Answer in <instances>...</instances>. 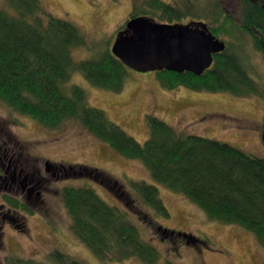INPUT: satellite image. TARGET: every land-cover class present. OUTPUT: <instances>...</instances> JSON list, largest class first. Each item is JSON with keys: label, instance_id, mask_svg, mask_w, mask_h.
I'll list each match as a JSON object with an SVG mask.
<instances>
[{"label": "trees", "instance_id": "16d2710c", "mask_svg": "<svg viewBox=\"0 0 264 264\" xmlns=\"http://www.w3.org/2000/svg\"><path fill=\"white\" fill-rule=\"evenodd\" d=\"M3 1L7 9L0 8V101L49 127L77 120L121 156L140 160L153 182L185 196L209 220L245 229L264 248V158L225 142L182 135L152 115H146V140L137 142L101 109L88 105L80 86L71 85L68 92L63 89V84L78 72L95 87L120 92L129 68L107 48L93 57L73 61L72 50L87 47L77 26L51 16L38 0ZM238 1L236 14H229L219 0H206L196 14L189 11L190 16L200 20L198 23L203 20L215 37L234 35L237 41L232 44L224 41V49L212 55V64L200 75L155 71L161 87L227 91L235 96L257 95L264 100V86L250 76L241 40L249 38L264 61V0ZM135 16L182 23L185 14L162 0H133L128 18ZM123 28L124 25L119 32ZM2 137L10 138L0 128V141ZM45 170L60 180L92 179L95 174L94 181L98 177L103 179L106 186L124 198V207H120L106 203L89 186H64L60 190L71 220V232L103 264L131 258L143 264L159 262L160 254L149 242L139 217L157 222L154 228L159 231V238L174 249L181 240L186 244L196 241L190 234L158 223V218L166 219L169 213L153 184L132 180L126 191L95 168L46 161ZM1 199L13 209L32 214L31 208L12 194L2 193ZM164 262L172 264L169 259ZM2 263L85 264L58 250L50 251L44 261L4 256Z\"/></svg>", "mask_w": 264, "mask_h": 264}, {"label": "rangeland", "instance_id": "374dc122", "mask_svg": "<svg viewBox=\"0 0 264 264\" xmlns=\"http://www.w3.org/2000/svg\"><path fill=\"white\" fill-rule=\"evenodd\" d=\"M172 4L185 16L199 12L206 0H162ZM51 16L77 26L86 42L84 48L71 52L78 62L95 56L110 46L129 16L133 0H38ZM229 14L238 12V0H219ZM0 8L7 9L3 0ZM155 20V19H154ZM157 21V20H156ZM203 23L204 21L201 20ZM234 35L217 36L219 40L235 43ZM245 63L250 76L264 86V61L249 38H241ZM108 41V42H107ZM71 85L80 86L86 93L88 105L101 109L107 118L139 143L147 136L146 115L155 116L182 135H196L228 143L245 153L264 158L260 133L264 122V100L257 95L235 96L227 91H196L184 86L165 89L155 77V71L127 70L120 92L91 85L80 73L74 72L63 84L68 92ZM0 128L10 138L2 137L0 144L13 159L15 173L38 191V197L0 186V264L4 256L44 261L52 250H58L85 264H103L70 230L60 190L64 186H89L106 203L124 207V198L116 195L103 179H55L45 170V162L83 165L98 169L110 179L129 190V181H145L155 185L158 196L169 217L158 218L163 227L193 236L196 241L181 240L174 249L159 238L157 222L142 220L143 231L160 254L157 264H264V248L255 237L235 224L209 220L205 213L180 193L152 181L140 160L121 156L107 143L97 139L75 119L59 126H45L22 115L0 101ZM1 149V150H2ZM7 159L3 161L6 165ZM31 171V173H30ZM2 193L15 195L26 203L32 214L13 209L1 199ZM139 207L148 212L145 207ZM2 214V215H1ZM150 214V213H149ZM134 222V221H133ZM135 223V222H134ZM109 264H143L135 258Z\"/></svg>", "mask_w": 264, "mask_h": 264}, {"label": "water", "instance_id": "95a60500", "mask_svg": "<svg viewBox=\"0 0 264 264\" xmlns=\"http://www.w3.org/2000/svg\"><path fill=\"white\" fill-rule=\"evenodd\" d=\"M225 43L203 23H164L145 16L129 17L114 38L110 52L137 72L168 70L200 75L212 64V55ZM260 138L264 144V122Z\"/></svg>", "mask_w": 264, "mask_h": 264}, {"label": "flooded vegetation", "instance_id": "af4514ba", "mask_svg": "<svg viewBox=\"0 0 264 264\" xmlns=\"http://www.w3.org/2000/svg\"><path fill=\"white\" fill-rule=\"evenodd\" d=\"M7 159L6 165L4 166L3 161ZM31 173V171H30ZM33 174H30V181H25L20 177V173H15L13 169V159L11 155H7L6 149L0 150V186H3L7 189H13L14 193L20 187L21 190H24L26 194H33L38 197V191L34 190V187L31 185V180H33ZM24 180V183L21 182ZM15 196V195H14ZM2 215V214H1ZM1 221V216H0Z\"/></svg>", "mask_w": 264, "mask_h": 264}]
</instances>
